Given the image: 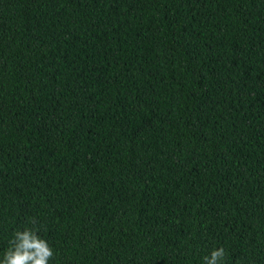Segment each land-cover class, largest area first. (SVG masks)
Masks as SVG:
<instances>
[{"label": "trees", "instance_id": "16d2710c", "mask_svg": "<svg viewBox=\"0 0 264 264\" xmlns=\"http://www.w3.org/2000/svg\"><path fill=\"white\" fill-rule=\"evenodd\" d=\"M264 264V0H0V259Z\"/></svg>", "mask_w": 264, "mask_h": 264}, {"label": "clouds", "instance_id": "9594fccd", "mask_svg": "<svg viewBox=\"0 0 264 264\" xmlns=\"http://www.w3.org/2000/svg\"><path fill=\"white\" fill-rule=\"evenodd\" d=\"M29 223L32 227L14 231L0 264H49L54 258L53 248L39 235L37 219L33 217ZM225 256V249L221 246L214 248L210 256H204L203 261L204 264H225Z\"/></svg>", "mask_w": 264, "mask_h": 264}]
</instances>
